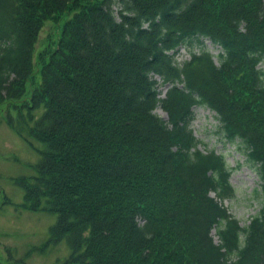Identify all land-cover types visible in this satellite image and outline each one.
Segmentation results:
<instances>
[{
	"label": "trees",
	"instance_id": "1",
	"mask_svg": "<svg viewBox=\"0 0 264 264\" xmlns=\"http://www.w3.org/2000/svg\"><path fill=\"white\" fill-rule=\"evenodd\" d=\"M47 21L59 28L34 55ZM0 106L38 155L14 180L20 207L54 215L31 251L64 241L62 264H264V206L238 224L221 203L231 169L190 128L194 106L213 111L264 195V0H0Z\"/></svg>",
	"mask_w": 264,
	"mask_h": 264
},
{
	"label": "rangeland",
	"instance_id": "2",
	"mask_svg": "<svg viewBox=\"0 0 264 264\" xmlns=\"http://www.w3.org/2000/svg\"><path fill=\"white\" fill-rule=\"evenodd\" d=\"M58 28L59 24L54 21L43 24L34 44V55L54 40ZM203 47L217 64L219 47L207 39H203ZM188 53V48L180 47L176 56H173L174 62L178 65L186 60ZM167 87L158 83L156 90L162 96ZM153 112L165 118L159 106ZM192 113L190 128L201 142L199 149H213L223 156L226 166L231 169L228 180L233 188V196L221 203L237 219L238 224L244 226L264 206V195L260 191L257 175L245 156L242 143L238 140L226 141L217 132L218 123L213 111L194 106ZM10 114L13 115L11 110L0 106V264H18L20 259L24 264H62L68 255L64 241L48 246L43 252L31 251L45 242L47 229L53 222L54 215L20 207L23 191L14 180L35 175L34 165L38 155L12 129L13 121L8 119ZM33 145L38 147L36 143ZM211 235L217 242L213 229Z\"/></svg>",
	"mask_w": 264,
	"mask_h": 264
}]
</instances>
